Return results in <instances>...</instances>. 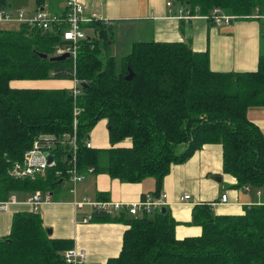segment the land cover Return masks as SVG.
<instances>
[{"label":"trees","instance_id":"16d2710c","mask_svg":"<svg viewBox=\"0 0 264 264\" xmlns=\"http://www.w3.org/2000/svg\"><path fill=\"white\" fill-rule=\"evenodd\" d=\"M175 1L203 15L219 9L233 16L231 22L258 20L263 36L264 0ZM8 3L0 0V9ZM83 26L96 34L80 40L76 60L51 59L66 43L67 22L48 30L22 21L16 29L0 27V201L22 192L28 197L41 192L51 200L60 181L71 178L74 136L80 181L88 172L122 182L153 177L159 195L174 165L187 162L204 144L218 143L224 172L237 178L235 187L264 191V133L248 117L249 108L264 107V53L255 71L223 72L211 68L209 51H195L184 41H138L119 61L104 53L111 25L94 20ZM43 79L71 84L77 79L79 93L74 95V85L14 84ZM102 119L110 127L111 146H88ZM127 140L130 146H120ZM36 142L54 156L45 165L46 175H14L19 166L27 167ZM80 181H72L73 188ZM44 203L14 214L10 233L0 237V264H70L64 251L74 241L48 233L39 212ZM162 208L128 218L121 210L96 209L91 221L130 226L120 254L105 264H264V203L246 206L240 215L216 214L210 201L196 204L192 223L202 227V234L183 239L176 236L178 221L171 210Z\"/></svg>","mask_w":264,"mask_h":264},{"label":"crops","instance_id":"0c3cea01","mask_svg":"<svg viewBox=\"0 0 264 264\" xmlns=\"http://www.w3.org/2000/svg\"><path fill=\"white\" fill-rule=\"evenodd\" d=\"M14 1L15 6L25 9L30 15L39 10L58 16L67 14V0H64L63 8L62 0ZM81 1L85 5L86 17H95V21L100 20L105 25L114 26L121 35L130 33L134 40L137 36H141L139 34L148 32L147 35L142 36L147 40L136 39L132 42V46L138 41H184L195 51H209L210 65L214 71H255L258 68L260 54L264 53L261 25L258 20L241 19L219 25L209 15H203L198 10L192 13L189 8L175 0ZM19 22L21 21L17 23ZM0 27L7 28L1 25ZM84 30L85 32L92 30L96 34L93 28L84 27ZM72 85H74L73 81ZM248 117L258 124L264 133V107L249 108ZM102 120L107 130L108 145L97 146L90 139L91 147L111 146L107 120ZM130 145L129 140L120 144V146ZM219 176L221 180L218 179ZM236 184L237 178L223 170L222 144L206 143L187 162L174 165L166 176L161 191L168 193L166 207L178 221L177 238L183 239L202 234V227L192 223L193 207L196 204L210 201L213 202L216 214L240 215L244 214L246 206L263 203L262 188V193L258 194L257 188L252 187L250 191L245 189L242 191L235 187ZM72 189L74 194L71 195L69 193L56 197L55 194L50 193L51 200L45 202L39 209L44 225L52 229L53 238L72 239L73 247L84 252L85 264H105L110 258L120 254L124 233L130 226L124 221L103 219L84 221L85 217L91 218L96 209L91 203L78 209L75 202L110 201L132 204L141 200L146 193L154 194L157 191V184L153 177L140 182H122L107 173L88 172ZM101 192L103 194L99 197ZM13 194L15 193L11 195ZM185 194H189L190 197L182 199ZM223 194L227 195V202L221 200ZM15 195L19 204L11 206L8 211H0V237L10 233L13 216L17 211L32 210L30 204L25 202L28 193ZM121 211L127 212L124 213L125 218L135 216L127 210Z\"/></svg>","mask_w":264,"mask_h":264},{"label":"built area","instance_id":"2783aa9c","mask_svg":"<svg viewBox=\"0 0 264 264\" xmlns=\"http://www.w3.org/2000/svg\"><path fill=\"white\" fill-rule=\"evenodd\" d=\"M170 4V3H169ZM85 5L81 0H67V15L66 17H61L55 14H51L45 10H39L33 14H28L25 9H20L16 15L5 8L0 9V22L1 21H11L18 20L22 22H28L32 25H37L43 29L48 30L51 28L54 23L67 22L68 28L63 32L64 40L66 43L63 45H59L56 50V56H60L66 53H69L70 56L76 60L77 50L79 47V42L82 39L88 37L87 32L84 30L83 24L87 22L93 21L94 18H88L84 15ZM212 19L215 23L221 25L223 23H230L233 16H230L219 9H215L213 15H211ZM79 81L75 79L74 83V95L79 93L78 88ZM88 146H91L90 141L87 142ZM47 148H51L50 145ZM77 140L76 136L72 139V145H70V151L73 156H71L70 162L72 163V168L69 169L70 179L73 182H78L82 179V176L79 173V170L76 167V159H77ZM36 150H42L38 147L36 142L33 152L26 156V164L27 167L23 168L19 166L17 169L13 171L14 175H33L36 172H41L39 168H35L31 165L32 162V154ZM47 150V149H43ZM92 171V170H90ZM252 187L249 185L245 186L246 191H250ZM258 194L262 193L261 188H257ZM168 197V193L166 191H161L159 195H155L152 193H146L143 198L137 202L132 204H121V203H113L110 201H100L91 203L95 209L99 211H106L108 213H114L117 210H127L133 215H142L144 213H150L154 210L161 209L164 205L166 206V199ZM190 197L189 194H185L182 199H188ZM50 200V195H47L45 198L43 197L41 192H37L33 195H30L26 199V203L33 205L35 209L38 208L45 201ZM223 202H227L228 197L226 194H223L222 199ZM90 202L85 201H77L75 202L76 207L82 208L85 204ZM19 204V200L15 194L11 195L7 200L0 201V211H8L11 206ZM90 217H85L84 221L90 220ZM64 257L66 261L70 264H84L85 254L82 250L72 247L64 251Z\"/></svg>","mask_w":264,"mask_h":264},{"label":"rangeland","instance_id":"374dc122","mask_svg":"<svg viewBox=\"0 0 264 264\" xmlns=\"http://www.w3.org/2000/svg\"><path fill=\"white\" fill-rule=\"evenodd\" d=\"M7 8L12 12V10L15 12H12L14 16L16 17L18 10L21 9L19 8L18 5H14L15 1L14 0H9L8 1ZM61 7H65V2L62 0L61 2ZM16 20H11V21H4L1 22L0 25L3 27H7L9 29H16L19 26V23ZM126 22V21H122ZM89 35H95L92 30H87L86 31ZM108 34L112 39L108 40V47L104 49V53L115 56L117 60H121L124 56L128 55L131 52L132 49V42L134 40H147V38H142V36H145L148 34H139L141 36H137L136 39H132L130 33H126L121 35L120 31L116 29L114 26H112L111 29L108 30ZM133 36V35H132ZM141 37V38H139ZM263 44H264V27H263ZM113 41V42H112ZM112 42V43H111ZM103 44V41H102ZM75 81V80H74ZM14 84L16 86H22V87H68L71 85L69 80H55V79H43V80H18L15 81ZM90 139L92 143L94 142L95 145L97 146H105L108 145V136H107V130L106 126L103 120H101L96 127H94L90 133ZM49 152L47 150H36L32 154V162L31 165H33L35 168H39L41 170L42 175H46V170H45V165L47 162V154ZM13 173V172H12ZM252 187V186H250ZM60 192L58 191L55 193V196L59 195H65V194H74L73 192V182L71 179H63L60 185ZM245 189V186L243 187ZM72 189V191H71ZM71 191V192H70ZM58 193V194H57ZM264 203V201H263ZM258 204V203H256Z\"/></svg>","mask_w":264,"mask_h":264},{"label":"water","instance_id":"95a60500","mask_svg":"<svg viewBox=\"0 0 264 264\" xmlns=\"http://www.w3.org/2000/svg\"><path fill=\"white\" fill-rule=\"evenodd\" d=\"M43 57L47 58L48 57V54L46 53H43L42 54ZM70 57V54L69 53H66V54H63V55H60V56H53L51 57L52 60H62V59H65V58H68ZM134 76V73L131 69H129V73L128 75L126 76V78L129 80H131ZM110 128V127H109ZM54 161V156L50 153L47 154V162H46V165H51ZM219 180H221L220 176L218 177ZM162 211H166V207H163L162 208ZM48 233L51 234L52 233V229L48 228L47 229Z\"/></svg>","mask_w":264,"mask_h":264}]
</instances>
